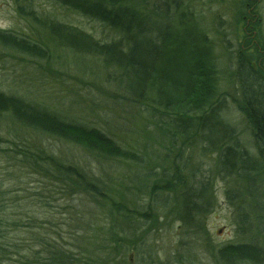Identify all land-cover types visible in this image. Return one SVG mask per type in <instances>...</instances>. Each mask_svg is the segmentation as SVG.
Here are the masks:
<instances>
[{"label": "rangeland", "instance_id": "rangeland-1", "mask_svg": "<svg viewBox=\"0 0 264 264\" xmlns=\"http://www.w3.org/2000/svg\"><path fill=\"white\" fill-rule=\"evenodd\" d=\"M164 1L153 0L151 5L162 13ZM170 2L179 3L191 18L202 21V29L213 44L221 118L233 128V141L255 155L250 128L235 103L239 95L233 73L237 50L246 52L254 67H264V0ZM170 2L164 4L169 5L171 16L175 4ZM30 11L48 23L78 29L100 43L118 38L105 24L51 0H0V31L32 39L44 53L38 57L0 45V92L37 104L70 123L96 128L139 160L104 157L77 144L21 128L1 115L0 235L4 239L0 241L9 245L6 257L1 258L3 263L33 264L37 257L46 264L49 254L63 252L73 257L122 254L113 264H221L216 254L224 246L255 242L264 247V236L254 230L242 235L237 225L240 209L248 213V207L253 206L245 196L246 185L235 178H218L216 155L199 148L185 164L189 172L211 181V203L200 228H182L171 206L166 211L155 206L158 213L148 210L153 181L146 177L161 164L167 175L171 174L175 154L163 145L156 128L131 103L123 102L121 83L119 87L112 85L113 73L101 59L56 42L52 33L47 35L39 23L26 16ZM35 151L43 157L44 163L39 162L44 171L24 158L25 152ZM164 155H168L165 162ZM52 162L78 172L129 210V221L121 225L124 233L120 247L110 238L107 204L99 196L95 201L83 190L67 185ZM260 182L255 185L259 192L264 187ZM115 192L122 198H116ZM228 192L236 196L235 203L227 199ZM162 195L167 193L159 198Z\"/></svg>", "mask_w": 264, "mask_h": 264}, {"label": "trees", "instance_id": "trees-1", "mask_svg": "<svg viewBox=\"0 0 264 264\" xmlns=\"http://www.w3.org/2000/svg\"><path fill=\"white\" fill-rule=\"evenodd\" d=\"M51 1L105 24L117 35L118 38L111 43H100L78 29L48 23L37 18L33 11L26 13L30 20L40 24L37 26L47 35L52 33L50 36L56 42L101 59L102 64L113 73L110 75L114 80L112 85L121 83L123 102L131 103L147 123L156 128L160 139L165 142L163 145L167 144V148L175 154L176 162L173 165L174 161L170 163L171 174L167 175L164 164H161L157 166L159 173L156 169L146 177L153 181L149 189L148 210L155 209L157 212L156 206L166 211L171 206L182 228H200L211 203V181L208 177L189 172L185 164L199 148L202 152L216 155L214 162L218 178H235L246 185L244 193L252 200L253 206L248 207V213L240 209L242 213L238 216L237 225L241 234L254 230L259 236H264V187L259 192L255 186L259 181L264 184V67H254L250 56L237 50L233 79L239 99L235 103L253 137L255 155H249L239 142L233 141V128L221 118L222 99L219 98L213 44L202 29V21L191 18L179 3L174 2L170 16L167 11L169 5L164 3L171 0L163 2L162 13L151 5L153 0ZM28 39L0 31L1 46L42 57L44 53L39 44ZM1 115H7L21 128L77 144L104 157L139 160L134 153L125 151L96 128L70 123L46 108L2 92ZM186 153L187 161L183 162ZM23 155L27 163L44 171L40 163L43 157L37 151ZM167 156L164 155V162ZM52 163L54 171L58 175L63 174L67 185L83 190L84 194L95 197V201L99 196L107 204L110 238L120 247L124 233L121 225L129 221V210L107 192L87 182L78 172L65 169L57 162ZM165 192L167 195L159 198ZM114 195L122 198L118 192ZM232 195L228 192L227 199L235 203L237 198ZM143 216L146 217V214ZM3 237L0 235V240ZM3 243L0 241V264H4L1 258L6 257L9 249V245ZM78 256L53 253L48 255L46 264H113L122 254ZM216 258L221 264H264V247L255 242L227 245L218 250ZM34 259L33 264H42L37 257Z\"/></svg>", "mask_w": 264, "mask_h": 264}]
</instances>
